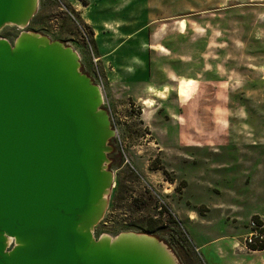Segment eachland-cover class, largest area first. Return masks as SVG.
<instances>
[{
	"label": "rangeland",
	"instance_id": "obj_1",
	"mask_svg": "<svg viewBox=\"0 0 264 264\" xmlns=\"http://www.w3.org/2000/svg\"><path fill=\"white\" fill-rule=\"evenodd\" d=\"M23 31L71 46L101 89L115 161L95 238L146 233L203 264L195 246L264 223V0H38L0 38Z\"/></svg>",
	"mask_w": 264,
	"mask_h": 264
},
{
	"label": "water",
	"instance_id": "obj_2",
	"mask_svg": "<svg viewBox=\"0 0 264 264\" xmlns=\"http://www.w3.org/2000/svg\"><path fill=\"white\" fill-rule=\"evenodd\" d=\"M38 0H0V28ZM100 87L62 41L0 38V264H179L146 233L95 238L113 174Z\"/></svg>",
	"mask_w": 264,
	"mask_h": 264
},
{
	"label": "crops",
	"instance_id": "obj_3",
	"mask_svg": "<svg viewBox=\"0 0 264 264\" xmlns=\"http://www.w3.org/2000/svg\"><path fill=\"white\" fill-rule=\"evenodd\" d=\"M137 82L139 81L136 79L135 83ZM143 95L144 94L141 92V94L136 95V97L140 100L143 99ZM187 218L192 220L194 217L189 215ZM261 218L264 220L263 217ZM245 233L246 232L241 234L242 236L240 235L241 240H239V238H234V236H217L202 242L199 246H195V250L197 254L199 251V257L204 256V260L201 259L203 264H264V249L250 251L245 249L243 244ZM201 250H205V254H202L200 252Z\"/></svg>",
	"mask_w": 264,
	"mask_h": 264
},
{
	"label": "built area",
	"instance_id": "obj_4",
	"mask_svg": "<svg viewBox=\"0 0 264 264\" xmlns=\"http://www.w3.org/2000/svg\"><path fill=\"white\" fill-rule=\"evenodd\" d=\"M249 232L243 237V244L247 250L264 249V223L255 221L253 218L248 223Z\"/></svg>",
	"mask_w": 264,
	"mask_h": 264
},
{
	"label": "bare ground",
	"instance_id": "obj_5",
	"mask_svg": "<svg viewBox=\"0 0 264 264\" xmlns=\"http://www.w3.org/2000/svg\"><path fill=\"white\" fill-rule=\"evenodd\" d=\"M178 96L180 97V98H186L188 95H189V93H188V90L187 89H185V88H179L178 89ZM161 96V95H160ZM152 100V99H151ZM143 104L144 105H146L147 107H150L151 105H152V103H151V101H149V100H147V99H145V100H143ZM191 218V217H190ZM103 236H107V234H102Z\"/></svg>",
	"mask_w": 264,
	"mask_h": 264
},
{
	"label": "flooded vegetation",
	"instance_id": "obj_6",
	"mask_svg": "<svg viewBox=\"0 0 264 264\" xmlns=\"http://www.w3.org/2000/svg\"><path fill=\"white\" fill-rule=\"evenodd\" d=\"M113 161H115V160H113V159L111 158L110 161H109V164H108V165L112 164Z\"/></svg>",
	"mask_w": 264,
	"mask_h": 264
},
{
	"label": "trees",
	"instance_id": "obj_7",
	"mask_svg": "<svg viewBox=\"0 0 264 264\" xmlns=\"http://www.w3.org/2000/svg\"><path fill=\"white\" fill-rule=\"evenodd\" d=\"M115 150H113V152H111V154L113 155ZM257 216V215H254V217ZM258 249H263V247H259Z\"/></svg>",
	"mask_w": 264,
	"mask_h": 264
}]
</instances>
